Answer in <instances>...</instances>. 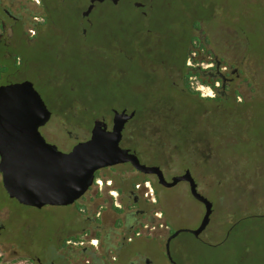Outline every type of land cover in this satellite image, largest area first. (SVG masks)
<instances>
[{"label": "rangeland", "instance_id": "obj_1", "mask_svg": "<svg viewBox=\"0 0 264 264\" xmlns=\"http://www.w3.org/2000/svg\"><path fill=\"white\" fill-rule=\"evenodd\" d=\"M137 1L149 6L147 17L128 1L118 9L105 2L96 16L95 33L86 39L71 24L61 25L51 41L24 52L21 68L10 73L11 81L31 80L50 110L68 106L72 119L84 125L89 124L90 109L100 113L137 100L142 105L137 145L142 149L143 143L148 144L145 158L137 152L138 158L149 164L162 157L167 179L192 162L178 141L179 134L186 141L206 137L212 153L199 163L202 173L197 180L199 192L212 202L213 210L198 239L183 231L171 240L172 260L176 264H264V0ZM198 21L197 33L206 36L217 57L249 77V97L230 110H204L162 81L172 53L191 32L187 26ZM71 84L74 87L66 94L65 87ZM88 105L85 111L80 107ZM82 125L53 114L39 131L46 141L67 151L87 136ZM157 142L164 144V151ZM155 189L159 200L153 207L158 215L161 212L157 222L165 221L172 230L198 225L204 209L184 182L170 187L155 184ZM1 202L6 220L3 238L13 249H22L19 257L0 264H27L28 256L39 258V264H69L58 248L68 231L85 226V214H75L76 203L25 206L10 199L0 184ZM129 249L135 251L139 264H173L159 230L141 228ZM7 251L11 257L12 249ZM113 254L114 264H128L131 256L123 250ZM91 257L89 252L87 258Z\"/></svg>", "mask_w": 264, "mask_h": 264}, {"label": "flooded vegetation", "instance_id": "obj_2", "mask_svg": "<svg viewBox=\"0 0 264 264\" xmlns=\"http://www.w3.org/2000/svg\"><path fill=\"white\" fill-rule=\"evenodd\" d=\"M124 1H128L130 6L143 17L148 16L149 6L147 7L141 2L136 5V2H139L137 0H118L116 3H113L112 0H95L87 12L90 0H87L86 4H81L80 0H0L1 57H12L15 52L8 48L11 45H20L19 52L21 56H24V52L34 50L41 41H51L52 36L60 29L59 27L65 24H71L73 28H76L78 35L86 39L90 33H95L93 26L97 22L96 16L101 13L100 7L107 2L110 7L118 9ZM200 26L201 21L187 26L191 32L182 43L178 42V51L172 53V61L168 63L167 73L162 81L173 91L185 94L193 104L204 110L208 108L230 110L234 104L241 103L249 97L251 91L249 77L234 64L223 62L217 57L212 48H209L206 36H201V31H199L200 34L197 33L201 29ZM150 77L153 78L148 75V78ZM153 79L152 82H154ZM162 81L158 85L161 90H164ZM73 87L74 84L65 87L66 93L69 94ZM140 105L135 100L122 106L106 107L105 112L100 113L90 109L91 106L89 108L91 114L88 121L89 126L85 129L87 136L81 140L89 137L95 119H102L106 122L107 128H111L115 109H125L127 112L134 110V115L127 119L123 126L119 145L138 156L136 146L139 114L137 109ZM80 107L85 111L89 105ZM73 116L70 113L65 121L73 125L83 124V122L74 121ZM178 141L182 142L185 148L184 153L188 157H192L191 164L183 171L185 169L190 171L198 190L199 181L197 179L202 173L198 166L202 160H205L203 158L205 154L209 157L212 153L210 142L206 137L186 141L181 134H179ZM156 145L158 149L162 148L164 151L163 143L157 142ZM157 152L159 153V151ZM149 164L158 165L166 178L162 157H159L157 162ZM172 176L166 179L170 180ZM182 182L192 196L188 181L182 180ZM0 184L2 186L1 176ZM155 184H160L156 174L140 172L128 161L97 169L88 189L73 202L76 203L75 214L77 217L85 214L82 217L85 226H82L78 231H68L59 244L58 252L64 253V259L69 264H114L116 256L113 253L123 250L124 254L131 255L128 256L130 257L128 264H139V260L134 254L135 251H129V247L134 238L140 236L141 228H148L152 231L159 230V234L164 236L165 242L174 231L165 221L157 222L161 212L159 211L158 215V211L153 207L159 200ZM3 191L5 192L4 189ZM2 203H0V262L9 258L16 259L20 256V249H22H13L9 240L3 238L6 220L2 214ZM144 221L145 223H143ZM174 237L169 241V250L170 242ZM194 237L198 239L199 235ZM18 244L20 246V242ZM8 249H12L11 257L7 256ZM89 252L92 254L90 259L87 258ZM25 258L26 263L39 264V258L32 256ZM60 260L62 263L63 258ZM170 262L176 264L173 260ZM147 263L144 261V264ZM49 264L58 263L50 261Z\"/></svg>", "mask_w": 264, "mask_h": 264}, {"label": "water", "instance_id": "obj_3", "mask_svg": "<svg viewBox=\"0 0 264 264\" xmlns=\"http://www.w3.org/2000/svg\"><path fill=\"white\" fill-rule=\"evenodd\" d=\"M93 1L90 0L86 12ZM51 114L31 80L0 83V176L8 197L36 208L69 205L85 193L97 169L128 161L140 172L156 174L162 186L188 181L191 195L204 206L195 228L175 229L167 237L165 252L170 260L172 237L181 231L198 236L204 230L212 202L197 190L190 171L185 169L167 180L158 165L142 163L134 152L119 145L123 126L134 115V110L115 109L111 128H107L102 119H95L89 137L77 141L67 151L46 141L39 131Z\"/></svg>", "mask_w": 264, "mask_h": 264}, {"label": "trees", "instance_id": "obj_4", "mask_svg": "<svg viewBox=\"0 0 264 264\" xmlns=\"http://www.w3.org/2000/svg\"><path fill=\"white\" fill-rule=\"evenodd\" d=\"M11 51L15 52L12 57L9 58H2L0 54V83H5L8 81H11L13 78L11 77L10 73L18 70L22 66V62L24 61V56H21L19 50L21 48L20 45H11L8 47ZM8 49V50H9ZM67 94V93H66ZM140 108L137 109L139 114ZM52 115L57 114L62 120H65L68 116H70V113H68V106L63 108H58L57 106L51 107ZM89 125H82L84 130ZM143 133V132H142ZM139 142V141H138ZM143 148L139 147V145L136 146V150L139 153V155H143L145 158V155L148 151V144L143 143ZM236 260V259H235ZM27 264H31L30 262Z\"/></svg>", "mask_w": 264, "mask_h": 264}]
</instances>
